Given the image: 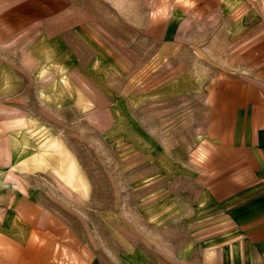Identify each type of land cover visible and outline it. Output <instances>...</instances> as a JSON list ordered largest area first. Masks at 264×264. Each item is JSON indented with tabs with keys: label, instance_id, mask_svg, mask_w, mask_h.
Listing matches in <instances>:
<instances>
[{
	"label": "rangeland",
	"instance_id": "1",
	"mask_svg": "<svg viewBox=\"0 0 264 264\" xmlns=\"http://www.w3.org/2000/svg\"><path fill=\"white\" fill-rule=\"evenodd\" d=\"M263 29L264 0H0V206L42 202L99 264H172L214 74Z\"/></svg>",
	"mask_w": 264,
	"mask_h": 264
},
{
	"label": "crops",
	"instance_id": "2",
	"mask_svg": "<svg viewBox=\"0 0 264 264\" xmlns=\"http://www.w3.org/2000/svg\"><path fill=\"white\" fill-rule=\"evenodd\" d=\"M257 31L214 74L202 130L186 154L196 194L176 234L162 232L161 256L172 264H264V29ZM100 250L31 196L0 206V264H99Z\"/></svg>",
	"mask_w": 264,
	"mask_h": 264
}]
</instances>
